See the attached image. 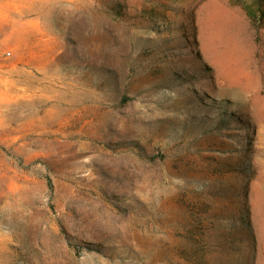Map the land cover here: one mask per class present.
<instances>
[{
  "label": "rangeland",
  "instance_id": "obj_1",
  "mask_svg": "<svg viewBox=\"0 0 264 264\" xmlns=\"http://www.w3.org/2000/svg\"><path fill=\"white\" fill-rule=\"evenodd\" d=\"M260 1L0 0V264H264Z\"/></svg>",
  "mask_w": 264,
  "mask_h": 264
},
{
  "label": "trees",
  "instance_id": "obj_2",
  "mask_svg": "<svg viewBox=\"0 0 264 264\" xmlns=\"http://www.w3.org/2000/svg\"><path fill=\"white\" fill-rule=\"evenodd\" d=\"M264 5V0H261L259 3H258V9H259V12H253L250 10V8H247L245 7L246 9V12L248 14V16L255 20L256 18H264V9L261 8L262 6ZM257 15V16H256ZM49 184L51 185V181H49Z\"/></svg>",
  "mask_w": 264,
  "mask_h": 264
},
{
  "label": "bare ground",
  "instance_id": "obj_3",
  "mask_svg": "<svg viewBox=\"0 0 264 264\" xmlns=\"http://www.w3.org/2000/svg\"><path fill=\"white\" fill-rule=\"evenodd\" d=\"M18 7V6H17ZM31 9H32V7L31 6H27L26 8H19L18 10H17V13H24V12H27V11H31ZM5 11V10H4ZM6 12V11H5ZM25 14V13H24ZM16 15V14H15ZM18 15V14H17ZM14 17V16H13ZM20 16H18V18H19Z\"/></svg>",
  "mask_w": 264,
  "mask_h": 264
}]
</instances>
